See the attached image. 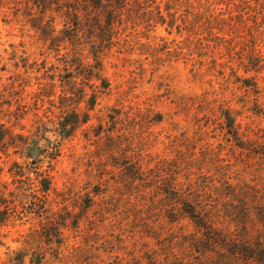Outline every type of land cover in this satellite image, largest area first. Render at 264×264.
Listing matches in <instances>:
<instances>
[{
  "label": "rangeland",
  "instance_id": "rangeland-1",
  "mask_svg": "<svg viewBox=\"0 0 264 264\" xmlns=\"http://www.w3.org/2000/svg\"><path fill=\"white\" fill-rule=\"evenodd\" d=\"M40 1L0 0V132L15 146L46 124L32 140L46 151L37 159L49 167L50 204L80 221L62 230L63 246L37 243L38 217L15 197L34 164L10 147L0 160V264H244L224 248L201 251L202 231L162 190L170 183L213 211L228 240L245 233L264 244V0H125L97 60L89 40L56 41L65 16ZM65 92L81 94L63 102ZM67 107L88 121L53 156ZM13 162L26 174L18 183ZM241 199L246 230L224 215Z\"/></svg>",
  "mask_w": 264,
  "mask_h": 264
},
{
  "label": "trees",
  "instance_id": "trees-1",
  "mask_svg": "<svg viewBox=\"0 0 264 264\" xmlns=\"http://www.w3.org/2000/svg\"><path fill=\"white\" fill-rule=\"evenodd\" d=\"M124 1L125 0H49L48 3L46 0H41L39 5L41 8L45 9L48 5L50 6L53 4H60L61 10L65 16V24L63 25L64 30L62 32V36L57 37L56 41H58V43L67 41L72 45H78L84 40H89L93 44L90 53H92L94 60H97L99 56L102 55L103 50L110 47L112 41V32L110 30L111 27L122 22V19H120L121 15L119 13L121 12V9L124 8ZM51 43L55 45V41L51 40ZM80 51L82 50H75L76 53H74L73 60L78 61L80 54L77 52ZM71 63V66L74 67V63L72 61ZM77 70L84 73L80 60L77 64ZM85 75H91V71L89 70L85 72ZM76 94L81 93L73 92L71 95H68V93L65 92L61 97V101H70V99L75 98L74 96H76ZM93 98L94 96L91 98V100ZM93 104L94 102H91L92 106ZM67 109L62 111L58 119L59 122L56 124L53 123V126L55 124V128L53 130L54 134L59 137V142H56L57 144L53 149V156L58 155V143H60V141L63 142L69 139L72 136L71 133H73L76 128L88 121L87 119L79 121L75 110ZM227 118H229V128L232 129V132H236L232 118L229 115ZM47 130L46 124L42 123L38 125V134H33V136L26 139L25 142H22L18 139V141L15 143V146L11 145L8 140H6V137H4V133L0 132V154L2 155L0 156V160L3 157H5V159L11 157L12 155L8 150L10 147H13L18 150V154H20L23 159L25 158L26 160H31L30 163L34 164L32 169V173L34 175L33 179L27 177L29 178V183H22L24 184L25 188L22 190V192L15 195V197L17 199L20 198L21 202L24 203L25 206H23L22 209L24 210L23 213L25 216L34 215L38 217V228L35 231L37 243L41 246L42 244L50 245V243H56L59 247H61L63 246L64 242L62 230L67 227L76 229L78 227L80 218L78 215L66 210L64 211L60 208L53 210L50 204L49 197L50 192L53 189L49 177V167L46 169H41L39 166L40 162L37 159L45 157L46 151L36 144V139L32 140V138L37 137V135H40ZM4 131L7 133L6 129ZM233 135L234 134H232V137ZM42 138L45 139L44 136H42ZM17 150L15 152H17ZM54 158L55 157H52V160ZM1 162L4 164L5 162H8V160L4 161L3 159ZM18 165L19 164L17 162H13L12 167L14 170H11L12 167L9 168V170H11L9 171L10 174L13 173L17 175L13 176L12 179V181L17 183L21 181L20 179L22 178V174L23 176L26 175L23 166L21 171L16 173L15 170ZM118 167L122 169V174L127 176L134 175L133 168L129 169L128 167H123L121 164ZM132 177L134 178L135 176H129L130 179ZM163 187L164 189L162 191L166 195L168 201L173 205L178 206L180 209L179 214L191 221L199 231H202V238L199 241L201 251L207 252L213 251L218 247L224 248L228 251V259H230V262L234 261L244 264H264V244L257 242L254 245L250 243L247 241V236L245 233H242L243 238L241 240H228L222 235L224 233L212 222L211 215L213 214V211H203L197 206V200L190 199L189 197L185 198L183 197V194L174 192V189L170 183H166L163 185ZM13 192L11 194H13ZM238 193L240 194L241 192L238 191ZM232 194L237 195V191L232 190ZM90 198L87 200H90ZM243 201L244 200L241 199L239 203V212H236V210L231 212L225 211L224 215L225 217L230 215L233 216L234 220L239 223L240 228L246 230L250 220V215L249 208L243 203ZM59 202L62 204L64 201L60 200ZM6 203V201L4 202L3 185L0 188V209H3L4 204ZM262 213V215H264V210ZM0 220L3 221L4 218H0ZM258 220L260 223H264V217L258 218ZM259 238L260 237H258V239Z\"/></svg>",
  "mask_w": 264,
  "mask_h": 264
}]
</instances>
